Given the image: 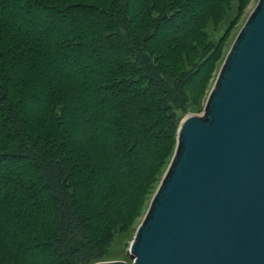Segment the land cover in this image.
Masks as SVG:
<instances>
[{
	"label": "trees",
	"instance_id": "1",
	"mask_svg": "<svg viewBox=\"0 0 264 264\" xmlns=\"http://www.w3.org/2000/svg\"><path fill=\"white\" fill-rule=\"evenodd\" d=\"M248 1L0 0V264L133 239Z\"/></svg>",
	"mask_w": 264,
	"mask_h": 264
},
{
	"label": "water",
	"instance_id": "2",
	"mask_svg": "<svg viewBox=\"0 0 264 264\" xmlns=\"http://www.w3.org/2000/svg\"><path fill=\"white\" fill-rule=\"evenodd\" d=\"M128 253L131 264H264V0L248 10L204 112L182 119Z\"/></svg>",
	"mask_w": 264,
	"mask_h": 264
},
{
	"label": "rangeland",
	"instance_id": "3",
	"mask_svg": "<svg viewBox=\"0 0 264 264\" xmlns=\"http://www.w3.org/2000/svg\"><path fill=\"white\" fill-rule=\"evenodd\" d=\"M256 0H249L246 7L241 10L240 12V15L238 16L237 18V22L235 23L234 25V28H233V31L230 35V39H229V42L228 44L226 45V48L224 50V53L226 54L228 48L230 47L232 41L234 40L248 10L250 9V7L253 5V3L255 2ZM237 14V11H233V12H229L227 14L230 15L231 17H234L236 16ZM226 16V18H227ZM224 19V21L221 23V25L219 26V29L216 31L214 30V26H210V34L213 38L215 39H218V38H221L222 35L226 32L227 28H228V24L230 22V19L227 18ZM224 56V55H223ZM222 56V58H223ZM221 62H222V59L219 61V64L217 65L215 71H214V74H213V77H212V82L213 80L216 78V76L219 74V70H220V66H221ZM218 68V70H217ZM217 71V72H216ZM216 72V73H215ZM211 82V83H212ZM192 88V87H191ZM207 95V94H206ZM200 97V96H198ZM205 104H206V97H201L197 100V111H200V112H204V108H205ZM156 187L151 191L150 194H148L147 196H144V198L141 200L140 202V206H139V215L137 217V225L155 191ZM131 237L127 238L126 237V234H123V233H119L116 235L113 243L111 246H109V251H110V255L113 256L112 258H121V259H124L128 264H131L134 262V260L131 258L130 254L128 253L129 249H130V244H131Z\"/></svg>",
	"mask_w": 264,
	"mask_h": 264
}]
</instances>
